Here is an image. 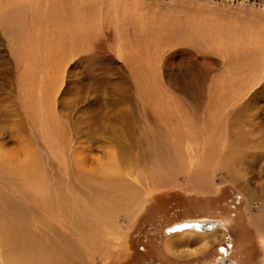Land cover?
I'll list each match as a JSON object with an SVG mask.
<instances>
[{"label": "rangeland", "instance_id": "1", "mask_svg": "<svg viewBox=\"0 0 264 264\" xmlns=\"http://www.w3.org/2000/svg\"><path fill=\"white\" fill-rule=\"evenodd\" d=\"M70 1L0 27V264H264V0Z\"/></svg>", "mask_w": 264, "mask_h": 264}, {"label": "bare ground", "instance_id": "2", "mask_svg": "<svg viewBox=\"0 0 264 264\" xmlns=\"http://www.w3.org/2000/svg\"><path fill=\"white\" fill-rule=\"evenodd\" d=\"M42 1L43 0H0V27L3 28V30H4L3 32L10 34L9 31L14 29L15 30V33H17V36H18L19 33L22 31V27H23V23H24L23 22L24 19L22 18V14H21V12L23 11V9L25 7H28L30 5V3H31L32 8L34 10H36L37 5L40 4V2H42ZM65 1H67L68 3L71 4V1L70 0H65ZM68 6H70V5H68ZM35 16H36V14H35ZM29 20H30V26H29L30 28H29V30H32V29H34V23L35 22L32 19H29ZM75 26H76V28L78 30L80 29V27L77 24ZM83 26H85V25H83ZM73 28H75V27L73 26ZM30 33H32V32L30 31ZM261 178L264 180V176L261 177ZM242 189H244V187ZM244 191H246V190L244 189ZM248 192L264 194V181L261 183L260 190H257V191L248 190ZM255 195H258V194H255ZM213 222L216 225H213ZM202 223L207 224V225L209 224V228L210 229H214L219 224L218 222H215V221H206V222H202ZM210 229H205V230L196 229V230H199V231H202V232H205V231L208 232V230H210ZM206 240H204L203 242L200 243V244H202V247H204L206 245ZM179 242L178 241L177 242H173L174 244L172 243L170 245L169 249L167 247V250L173 251L174 253H176V251H178V250H183L182 248H178V247L181 246L179 244Z\"/></svg>", "mask_w": 264, "mask_h": 264}, {"label": "crops", "instance_id": "3", "mask_svg": "<svg viewBox=\"0 0 264 264\" xmlns=\"http://www.w3.org/2000/svg\"><path fill=\"white\" fill-rule=\"evenodd\" d=\"M206 222V221H205ZM202 223V222H201ZM213 230V231H212ZM216 230V228H214V229H210V230H208V232L207 231H205V232H202V231H199V230H196V229H190V230H187V229H183V230H180V231H178L179 233H177V234H175V236H177L176 238L174 237V239L172 240V242H179V235H180V237H183L184 236V232H188V235H185V241H186V245H187V247L185 248V244L183 243V245H181L180 247H178V248H182V249H184V250H186V252L185 251H183V253H189L190 251V248H195V246H196V244H198L197 243V240H198V237L199 238H201V242H203L204 240H206V247L205 248H207V246L209 245V241H208V238L209 237H212V236H216V235H218L219 233L218 232H216L214 235H212V233L214 232ZM171 233H174L173 231L172 232H170L169 233V235L171 234ZM190 233V234H189ZM187 234V233H186ZM178 238V239H177ZM175 240V241H174ZM194 242V243H193ZM179 243H181V242H179ZM190 245V246H189ZM204 249V248H203ZM200 250V249H199ZM168 252H169V250H167ZM188 251V252H187ZM167 255H174V254H169V253H167Z\"/></svg>", "mask_w": 264, "mask_h": 264}, {"label": "water", "instance_id": "4", "mask_svg": "<svg viewBox=\"0 0 264 264\" xmlns=\"http://www.w3.org/2000/svg\"><path fill=\"white\" fill-rule=\"evenodd\" d=\"M213 225H216V224L213 222ZM213 225H212V226H213ZM196 227H197L198 229H201V230L210 229V228H209V224L207 225V224H204V223H200V224H198Z\"/></svg>", "mask_w": 264, "mask_h": 264}, {"label": "flooded vegetation", "instance_id": "5", "mask_svg": "<svg viewBox=\"0 0 264 264\" xmlns=\"http://www.w3.org/2000/svg\"><path fill=\"white\" fill-rule=\"evenodd\" d=\"M247 200V199H246ZM246 209H247V202H246ZM245 209V208H244ZM215 222H218L219 224H220V222L219 221H215ZM219 224H218V226H219ZM222 224V223H221ZM224 224V223H223ZM217 227V226H216ZM215 227V228H216ZM213 231V230H212ZM216 231H218V233L221 231L220 229H216L213 233H212V235H214V233L216 232ZM228 264H237L236 262H234V261H228L227 262ZM227 263H224V264H227Z\"/></svg>", "mask_w": 264, "mask_h": 264}]
</instances>
